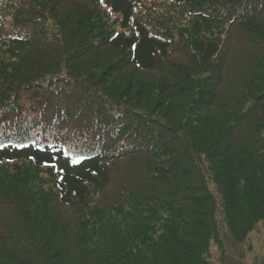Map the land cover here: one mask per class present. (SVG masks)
I'll use <instances>...</instances> for the list:
<instances>
[{
    "label": "trees",
    "instance_id": "1",
    "mask_svg": "<svg viewBox=\"0 0 264 264\" xmlns=\"http://www.w3.org/2000/svg\"><path fill=\"white\" fill-rule=\"evenodd\" d=\"M129 67L151 76L121 99ZM209 180L246 241L264 221V0H0V264H215Z\"/></svg>",
    "mask_w": 264,
    "mask_h": 264
},
{
    "label": "rangeland",
    "instance_id": "2",
    "mask_svg": "<svg viewBox=\"0 0 264 264\" xmlns=\"http://www.w3.org/2000/svg\"><path fill=\"white\" fill-rule=\"evenodd\" d=\"M48 24H50V22H48ZM118 54L119 53L116 50H113L109 47L103 49L101 63L103 64L104 62L113 58L116 59ZM178 63H180V61ZM120 73L122 76H120V78H118L116 82H113L112 86L109 84V87L113 88L114 93L119 95L121 99L122 95L120 94V91H122L123 87H125V81L127 79L134 80L138 77L144 78L145 81V79L149 80L151 76L150 73H143L134 70L132 67L125 68ZM128 101L130 103L137 102L133 101L132 98H130ZM137 103L141 104L139 102ZM131 170L132 169L128 171L126 183H131L137 180L136 176L131 173ZM204 171L206 174H208V170L205 164ZM119 175L120 181L126 177V174L124 172H120ZM209 186L218 200L217 219L219 221V227L221 230V235L224 244L222 249H219L218 246L215 244L212 245V260L215 262V264H264V221H261L256 225L255 229L250 233L246 241H235L229 233L225 224L224 214L221 205V196L219 195L214 184L210 180ZM18 196V194L14 195L15 198H18ZM53 205L56 207L57 216H59L64 223L70 224L71 226H74L76 224L75 213L72 212L70 208L64 206L62 207L59 204L56 206L55 203H53ZM7 212L9 211L7 210ZM0 221L6 222L3 220V216L0 218Z\"/></svg>",
    "mask_w": 264,
    "mask_h": 264
}]
</instances>
